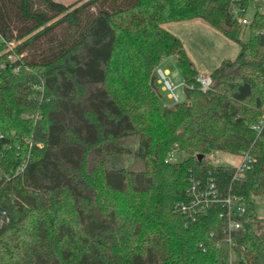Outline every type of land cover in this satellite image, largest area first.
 Listing matches in <instances>:
<instances>
[{
	"label": "trees",
	"instance_id": "obj_1",
	"mask_svg": "<svg viewBox=\"0 0 264 264\" xmlns=\"http://www.w3.org/2000/svg\"><path fill=\"white\" fill-rule=\"evenodd\" d=\"M232 3L0 0V264H264V13L245 25ZM195 18L240 45L205 92L163 26ZM172 55L185 99L169 105L152 77ZM220 151L255 160L236 176ZM191 176L243 199L235 245L219 206L175 211Z\"/></svg>",
	"mask_w": 264,
	"mask_h": 264
},
{
	"label": "rangeland",
	"instance_id": "obj_2",
	"mask_svg": "<svg viewBox=\"0 0 264 264\" xmlns=\"http://www.w3.org/2000/svg\"><path fill=\"white\" fill-rule=\"evenodd\" d=\"M57 1L70 4L76 0ZM254 11V8L251 9L249 15H252ZM163 26L182 40L188 57L197 67L199 73L210 74L215 68L220 66L224 59H234L239 53L240 45L237 42L227 38L222 32L200 18L164 23ZM248 35L247 30L242 37L243 40H246ZM160 67L164 70L166 68L169 69L168 78H170L173 85H177L174 90L178 94L180 101L184 100V88L180 85L183 82V75L178 64V57L176 55L165 57ZM157 83L163 90L165 102L169 105L174 103L175 101L167 96L169 90L163 89V83L159 82L158 78ZM188 156L186 152L175 151L172 160L180 162L188 158ZM209 160L214 165H235L239 162L238 156L221 151L210 154ZM254 207L258 216L264 215V200L262 196L254 197ZM232 261L233 264L238 263L236 254H233Z\"/></svg>",
	"mask_w": 264,
	"mask_h": 264
},
{
	"label": "built area",
	"instance_id": "obj_3",
	"mask_svg": "<svg viewBox=\"0 0 264 264\" xmlns=\"http://www.w3.org/2000/svg\"><path fill=\"white\" fill-rule=\"evenodd\" d=\"M233 0L231 5V11L242 22V24H249L252 15H249L251 9H255L264 13V0H257L251 9H248L242 4ZM246 14L243 15V13ZM255 12V11H254ZM158 81L163 83V89L169 90L167 96L169 99L175 102L180 101L178 94L175 92L177 85H173L170 78H168L169 72L158 68ZM199 87L202 91H207L211 88L212 77L208 73H200L197 77ZM184 88V81L180 83ZM174 152L169 153V158L172 160ZM239 162L232 165L235 168L236 176H243L251 169L254 157L250 151H244L238 155ZM263 200H264V196ZM219 206L220 217L225 219L224 232L226 234L225 239L230 246L235 245V240L232 233L243 227L242 218L246 213V205L243 199L234 193H222L219 189L218 183L213 178L202 180L190 177V185L187 188V197L185 200H181L174 205V209L177 212L182 213L187 221H194L200 214L207 213L210 209ZM213 235V234H212ZM234 252H231L230 262L233 264L232 257ZM239 264V262L237 263Z\"/></svg>",
	"mask_w": 264,
	"mask_h": 264
},
{
	"label": "water",
	"instance_id": "obj_4",
	"mask_svg": "<svg viewBox=\"0 0 264 264\" xmlns=\"http://www.w3.org/2000/svg\"><path fill=\"white\" fill-rule=\"evenodd\" d=\"M157 76H158V72L156 71V72H154L153 77H152V84H154V82H155ZM198 157H199L200 159L203 158V154H199Z\"/></svg>",
	"mask_w": 264,
	"mask_h": 264
},
{
	"label": "crops",
	"instance_id": "obj_5",
	"mask_svg": "<svg viewBox=\"0 0 264 264\" xmlns=\"http://www.w3.org/2000/svg\"><path fill=\"white\" fill-rule=\"evenodd\" d=\"M162 62H163V60L161 61V63H162ZM160 68H161V67H160ZM165 70L169 72V69L166 68Z\"/></svg>",
	"mask_w": 264,
	"mask_h": 264
}]
</instances>
